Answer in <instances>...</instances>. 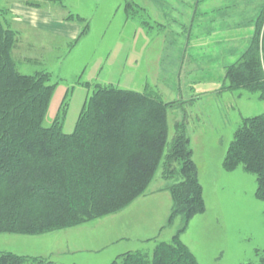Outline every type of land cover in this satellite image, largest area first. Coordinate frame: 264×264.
Instances as JSON below:
<instances>
[{"label": "rangeland", "instance_id": "1", "mask_svg": "<svg viewBox=\"0 0 264 264\" xmlns=\"http://www.w3.org/2000/svg\"><path fill=\"white\" fill-rule=\"evenodd\" d=\"M29 1L0 0V14L17 33L13 55L19 71H49L56 83L44 126L60 116L64 132H73L99 83L153 90L177 102L170 109L169 142L176 122L186 119L207 204L183 241L201 264H260L264 202L256 197V176L242 167L228 172L222 162L242 119L263 113L264 100L220 88L226 66L250 45L264 0H179L177 10L169 1L157 6V0H137L147 9L138 18L128 16L125 0H64L65 7ZM70 13L84 23L67 20ZM65 19L79 31L89 25L75 44L81 32L64 35ZM174 180L164 178L161 166L146 195L122 211L44 235L2 233L0 251L43 256L53 264H111L127 251L152 253L157 239L170 241L183 223L178 216L168 224L173 199L167 187Z\"/></svg>", "mask_w": 264, "mask_h": 264}, {"label": "trees", "instance_id": "2", "mask_svg": "<svg viewBox=\"0 0 264 264\" xmlns=\"http://www.w3.org/2000/svg\"><path fill=\"white\" fill-rule=\"evenodd\" d=\"M157 1V6L169 1L172 10L178 9L179 0ZM46 2L65 7L64 0L29 1L35 7ZM195 8L189 13L190 24ZM125 10L132 18L147 12L137 0H125ZM66 18L85 21L73 13ZM88 30L89 25L73 44ZM16 35L0 14V234L44 235L120 212L146 195L162 166L164 178L175 179L167 187L173 199L168 224L181 216L182 226L170 241L157 239L152 253L127 251L111 264H201L182 239L207 204L186 119L176 122L169 142L170 109L178 103L165 101L153 90L99 83L86 99L73 132H64L60 116L44 126L56 83L49 71H19L13 55ZM220 91H248L264 100V5L250 45L226 66ZM222 166L228 172L242 167L254 174L256 197L264 202V112L242 119ZM0 264L53 261L0 251Z\"/></svg>", "mask_w": 264, "mask_h": 264}, {"label": "crops", "instance_id": "3", "mask_svg": "<svg viewBox=\"0 0 264 264\" xmlns=\"http://www.w3.org/2000/svg\"><path fill=\"white\" fill-rule=\"evenodd\" d=\"M64 22V25L62 26V33L64 35H66L67 37H77L79 35V31L80 28H79V25H73V21L72 22H69L65 19ZM66 23H70V24H66Z\"/></svg>", "mask_w": 264, "mask_h": 264}]
</instances>
